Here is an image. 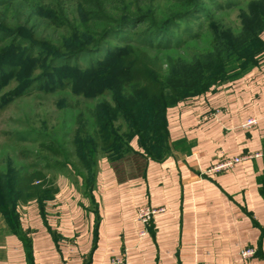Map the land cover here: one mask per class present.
I'll list each match as a JSON object with an SVG mask.
<instances>
[{
	"label": "crops",
	"instance_id": "0c3cea01",
	"mask_svg": "<svg viewBox=\"0 0 264 264\" xmlns=\"http://www.w3.org/2000/svg\"><path fill=\"white\" fill-rule=\"evenodd\" d=\"M259 39L254 64L167 109L161 156L133 137L131 151L99 160L89 187L58 170L53 199L19 206L12 222L0 210V264H264V28ZM144 205L165 210L141 236ZM248 247L256 254L245 260Z\"/></svg>",
	"mask_w": 264,
	"mask_h": 264
},
{
	"label": "trees",
	"instance_id": "16d2710c",
	"mask_svg": "<svg viewBox=\"0 0 264 264\" xmlns=\"http://www.w3.org/2000/svg\"><path fill=\"white\" fill-rule=\"evenodd\" d=\"M24 1L11 0L9 4ZM262 2L264 0L248 3L255 8L248 16V23L241 25L237 36L232 35L226 39L224 34H217L209 42L205 53L209 55L214 51L219 60L207 57L208 61L204 62L206 75L203 81L199 77V82L190 91L175 87L170 82L173 71L180 63L171 54L163 53L173 47V41L170 35L162 32H167L165 28L169 29L179 20L192 19L199 7V0H181L184 9L166 14L162 20H159L156 8L154 11L152 7L146 9L140 4L120 0L118 14L96 12L88 17L85 15V19L103 22L101 29L78 30L64 37L62 43L46 44L50 51L47 70L54 72L58 70L57 67L65 66L60 63L62 60L98 52L108 39L124 42L122 47L117 48L116 56L110 64L100 65L102 73L94 74L95 77L88 80L90 90L96 95H103L110 88L113 104L112 107L103 103L88 108L87 119L90 121L87 120V126L79 127L76 131L65 130L61 136L56 131H32L31 134L40 139L37 148L33 151L21 149L20 153L23 158L32 156L33 161L26 166L9 161L5 169H0V210L8 221L12 222L18 216L19 206L32 201L41 204L55 197L59 190L56 183L58 170L75 173L89 187L93 183L99 160L104 157L117 159L131 151L130 140L133 137H137L139 145L148 155L161 156L167 144L166 111L169 107L233 79L255 63L257 53L262 48L259 39L264 28ZM221 4L223 8L242 5L241 0H223ZM136 21L146 22L144 30L128 31ZM238 38L245 40L237 42ZM237 43L239 45L236 46ZM16 47L15 44L12 46L15 53L18 52ZM231 60L239 61V64L234 66L232 63L233 66L229 67ZM92 62L87 66L93 73L95 69L91 67ZM95 79L100 82L99 85L94 82ZM29 88L27 85L15 91L16 98L27 95ZM79 112L84 116L85 111ZM118 115L126 125L122 132H118L119 127L114 124ZM77 159L81 168L88 172L87 176L75 169L76 165L72 161Z\"/></svg>",
	"mask_w": 264,
	"mask_h": 264
},
{
	"label": "rangeland",
	"instance_id": "374dc122",
	"mask_svg": "<svg viewBox=\"0 0 264 264\" xmlns=\"http://www.w3.org/2000/svg\"><path fill=\"white\" fill-rule=\"evenodd\" d=\"M124 1L140 4L146 9L152 7L154 11L156 8L159 20L170 12L184 9L181 0ZM222 1L199 0V7L192 19L179 20L169 29L165 28L167 32H162L170 35L173 41V47L163 53L171 54L180 63L171 75L170 82L175 87L190 91L199 82V77L203 81L207 57L219 60L214 51L209 55L205 53L209 42L217 34H224L226 39L232 35L237 36L241 25L248 23V16L255 8L254 5H248L252 0H241L242 5L233 8H223ZM10 2L0 0V169H5L9 161L20 166L33 161L32 156L23 158L20 153L21 149L33 151L37 148L40 139L31 134L33 130L48 133L56 131L61 136L65 130L76 131L79 127L87 126V120L90 121L87 119L88 108L103 103L112 107V90L109 88L103 95H96L90 90L88 80L94 74L102 73L100 65L110 64L116 56L117 48L124 45V42L108 39L100 51L62 60L60 63L65 66L48 72L50 51L45 45L62 43L64 37L78 30L101 29L103 22L85 19V15L96 12L118 14L120 0ZM261 5L264 6V2ZM146 25V22L136 21L128 31L136 29L142 32ZM243 39L238 38L237 42ZM30 41L33 44H22ZM14 44L17 45L16 53L12 48ZM91 61V67L95 69L93 73L87 66ZM232 63L236 66L239 61L231 60L229 67L233 66ZM94 82L100 84L97 79ZM27 85L30 87L29 93L16 98L15 91ZM79 111H85L84 116ZM81 119L83 121L80 122ZM114 124L119 127L118 132L125 130L126 125L121 116L118 115ZM72 162L76 165L75 169L87 176L88 172L81 168L78 159Z\"/></svg>",
	"mask_w": 264,
	"mask_h": 264
},
{
	"label": "built area",
	"instance_id": "2783aa9c",
	"mask_svg": "<svg viewBox=\"0 0 264 264\" xmlns=\"http://www.w3.org/2000/svg\"><path fill=\"white\" fill-rule=\"evenodd\" d=\"M256 125V119H248L247 122L243 125L244 129H250ZM256 155H244L236 157H224L220 159L215 164L211 165L207 169L208 174H218L227 171H231L237 164L241 163L244 160L255 157ZM165 209L163 207H152L150 205H144L137 209V218L144 225L145 229L141 232V236L146 233L147 227L150 225L154 217L162 213ZM256 249L253 247L245 248L241 251V257L243 259H249L255 256ZM112 264H127L124 257L114 258Z\"/></svg>",
	"mask_w": 264,
	"mask_h": 264
}]
</instances>
